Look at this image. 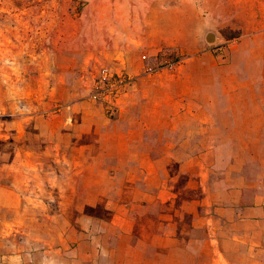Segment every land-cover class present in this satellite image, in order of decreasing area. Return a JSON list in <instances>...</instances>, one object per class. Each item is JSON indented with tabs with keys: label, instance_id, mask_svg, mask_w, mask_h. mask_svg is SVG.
Returning <instances> with one entry per match:
<instances>
[{
	"label": "crops",
	"instance_id": "1",
	"mask_svg": "<svg viewBox=\"0 0 264 264\" xmlns=\"http://www.w3.org/2000/svg\"><path fill=\"white\" fill-rule=\"evenodd\" d=\"M159 19L96 54L135 79L114 117L88 99L97 74L0 67V264H198L202 231L210 264H264V11L146 74L173 46Z\"/></svg>",
	"mask_w": 264,
	"mask_h": 264
},
{
	"label": "rangeland",
	"instance_id": "2",
	"mask_svg": "<svg viewBox=\"0 0 264 264\" xmlns=\"http://www.w3.org/2000/svg\"><path fill=\"white\" fill-rule=\"evenodd\" d=\"M261 11L264 0H0V67L5 72L10 67L22 66L28 75H35L41 67L50 70L59 64L77 74L98 76L103 67L95 60L102 43L109 37L130 35L125 30L129 22L140 25L141 35L147 21L154 23L160 17L162 23L165 12L170 21L165 34L173 46L151 61V67L155 68L169 59L184 60L186 57L179 49L207 33L215 36L217 47L228 46L245 32L254 31ZM92 51L94 58L88 59ZM144 56L146 61L147 54ZM9 60L15 62L14 66ZM90 94L88 99L92 101ZM97 103L107 116H115L117 110L110 116L105 105ZM27 107V102L20 104L22 110ZM64 107L57 104L52 112L58 113ZM8 119L4 117L1 121ZM11 150L0 143V167L8 161ZM194 235L204 240L197 247L193 242L189 245L192 255L188 256V262L193 263L197 255L198 264H210L211 248L204 243L206 232Z\"/></svg>",
	"mask_w": 264,
	"mask_h": 264
},
{
	"label": "built area",
	"instance_id": "3",
	"mask_svg": "<svg viewBox=\"0 0 264 264\" xmlns=\"http://www.w3.org/2000/svg\"><path fill=\"white\" fill-rule=\"evenodd\" d=\"M181 64V59L166 60L158 67L146 68V74H155L163 70L174 71ZM134 83V78L126 72H119L113 68L103 67L97 76L94 88L90 94V99L101 102L105 105L108 115L113 116L117 110V105L121 96Z\"/></svg>",
	"mask_w": 264,
	"mask_h": 264
},
{
	"label": "water",
	"instance_id": "4",
	"mask_svg": "<svg viewBox=\"0 0 264 264\" xmlns=\"http://www.w3.org/2000/svg\"><path fill=\"white\" fill-rule=\"evenodd\" d=\"M215 36L212 33H209L207 36V42L214 43L215 42Z\"/></svg>",
	"mask_w": 264,
	"mask_h": 264
},
{
	"label": "trees",
	"instance_id": "5",
	"mask_svg": "<svg viewBox=\"0 0 264 264\" xmlns=\"http://www.w3.org/2000/svg\"><path fill=\"white\" fill-rule=\"evenodd\" d=\"M174 60H178V58L174 59Z\"/></svg>",
	"mask_w": 264,
	"mask_h": 264
}]
</instances>
